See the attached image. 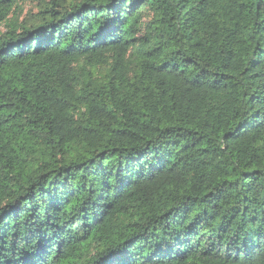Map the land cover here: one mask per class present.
<instances>
[{
	"label": "trees",
	"instance_id": "1",
	"mask_svg": "<svg viewBox=\"0 0 264 264\" xmlns=\"http://www.w3.org/2000/svg\"><path fill=\"white\" fill-rule=\"evenodd\" d=\"M0 264H264V0H0Z\"/></svg>",
	"mask_w": 264,
	"mask_h": 264
},
{
	"label": "rangeland",
	"instance_id": "2",
	"mask_svg": "<svg viewBox=\"0 0 264 264\" xmlns=\"http://www.w3.org/2000/svg\"><path fill=\"white\" fill-rule=\"evenodd\" d=\"M35 2L34 3H27L25 5H22V11L20 12V16L19 19L20 21H22L24 18L27 17V15H29V13H36V7H35ZM18 13V12H17Z\"/></svg>",
	"mask_w": 264,
	"mask_h": 264
}]
</instances>
